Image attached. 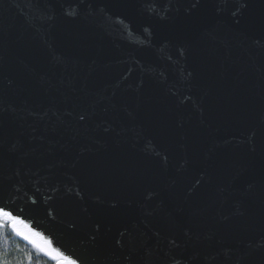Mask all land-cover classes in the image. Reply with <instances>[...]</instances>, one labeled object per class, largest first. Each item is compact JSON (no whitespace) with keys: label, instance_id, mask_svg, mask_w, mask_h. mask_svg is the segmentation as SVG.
<instances>
[{"label":"water","instance_id":"95a60500","mask_svg":"<svg viewBox=\"0 0 264 264\" xmlns=\"http://www.w3.org/2000/svg\"><path fill=\"white\" fill-rule=\"evenodd\" d=\"M0 210L54 264H264V0H0Z\"/></svg>","mask_w":264,"mask_h":264},{"label":"trees","instance_id":"16d2710c","mask_svg":"<svg viewBox=\"0 0 264 264\" xmlns=\"http://www.w3.org/2000/svg\"><path fill=\"white\" fill-rule=\"evenodd\" d=\"M0 264H54V261L18 238L9 221L0 218Z\"/></svg>","mask_w":264,"mask_h":264},{"label":"snow or ice","instance_id":"6c2138e0","mask_svg":"<svg viewBox=\"0 0 264 264\" xmlns=\"http://www.w3.org/2000/svg\"><path fill=\"white\" fill-rule=\"evenodd\" d=\"M0 216H10V213L4 212L3 210H0Z\"/></svg>","mask_w":264,"mask_h":264},{"label":"rangeland","instance_id":"374dc122","mask_svg":"<svg viewBox=\"0 0 264 264\" xmlns=\"http://www.w3.org/2000/svg\"><path fill=\"white\" fill-rule=\"evenodd\" d=\"M1 219H5V220H7L6 218H1ZM8 221V220H7Z\"/></svg>","mask_w":264,"mask_h":264}]
</instances>
